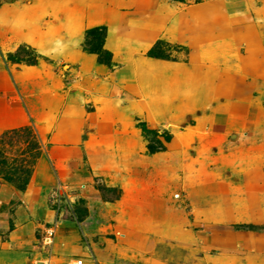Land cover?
<instances>
[{
    "label": "rangeland",
    "instance_id": "374dc122",
    "mask_svg": "<svg viewBox=\"0 0 264 264\" xmlns=\"http://www.w3.org/2000/svg\"><path fill=\"white\" fill-rule=\"evenodd\" d=\"M0 140V264H264V0H0Z\"/></svg>",
    "mask_w": 264,
    "mask_h": 264
},
{
    "label": "trees",
    "instance_id": "16d2710c",
    "mask_svg": "<svg viewBox=\"0 0 264 264\" xmlns=\"http://www.w3.org/2000/svg\"><path fill=\"white\" fill-rule=\"evenodd\" d=\"M175 1H181V0H175ZM106 38H107V28L105 26L90 28L85 33L84 41H82L83 42L82 47L85 52L96 55L99 63L104 64L108 67H112L113 63H112L111 53L105 49ZM161 43L162 42L160 41L155 43L154 47L148 51L147 57L152 59L163 58L157 53V51L160 49L162 45ZM21 52H22V48H20L18 52L15 54H8L7 60L14 61L17 63L28 62L31 65L37 64L38 58L40 57L39 55L34 54V58L32 60H26L18 57ZM165 59H167V57ZM141 128L145 136L148 137L149 132L146 129V126L141 125ZM168 139H170V137ZM0 144H1V140H0ZM158 144L160 145L159 147H153L149 145L148 147L149 151L151 153L162 151L163 150L162 142L158 141Z\"/></svg>",
    "mask_w": 264,
    "mask_h": 264
},
{
    "label": "built area",
    "instance_id": "2783aa9c",
    "mask_svg": "<svg viewBox=\"0 0 264 264\" xmlns=\"http://www.w3.org/2000/svg\"><path fill=\"white\" fill-rule=\"evenodd\" d=\"M51 230H49L48 234H49V238L48 240H51ZM50 259H42L41 261L43 262V264H52L50 261ZM38 261L34 262L33 264H37ZM83 260L82 259H72V261L69 264H83Z\"/></svg>",
    "mask_w": 264,
    "mask_h": 264
},
{
    "label": "bare ground",
    "instance_id": "6f19581e",
    "mask_svg": "<svg viewBox=\"0 0 264 264\" xmlns=\"http://www.w3.org/2000/svg\"><path fill=\"white\" fill-rule=\"evenodd\" d=\"M229 33V32H228ZM225 36V35H224ZM221 37V36H220ZM228 39V38H227ZM223 40V39H222ZM228 44V43H227ZM218 45V44H217ZM223 45H225V44H223ZM220 46V45H219ZM221 46H222V44H221ZM215 47V46H214ZM217 47V46H216ZM223 47V46H222ZM219 48V47H218ZM225 48V47H224ZM222 49V48H221ZM219 50H220V48H219ZM154 69H160V68H162V66L160 67V65H154V66H152Z\"/></svg>",
    "mask_w": 264,
    "mask_h": 264
},
{
    "label": "crops",
    "instance_id": "0c3cea01",
    "mask_svg": "<svg viewBox=\"0 0 264 264\" xmlns=\"http://www.w3.org/2000/svg\"><path fill=\"white\" fill-rule=\"evenodd\" d=\"M43 1H45V3H47L48 1H51V0H43Z\"/></svg>",
    "mask_w": 264,
    "mask_h": 264
}]
</instances>
